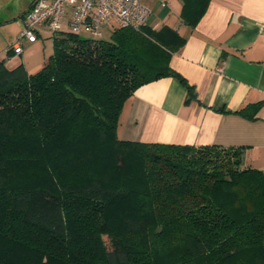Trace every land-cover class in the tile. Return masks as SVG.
<instances>
[{
  "label": "trees",
  "instance_id": "16d2710c",
  "mask_svg": "<svg viewBox=\"0 0 264 264\" xmlns=\"http://www.w3.org/2000/svg\"><path fill=\"white\" fill-rule=\"evenodd\" d=\"M184 40L65 30L36 73L0 59V264H264V171L241 148L118 135L140 86L175 76L196 96L170 66Z\"/></svg>",
  "mask_w": 264,
  "mask_h": 264
},
{
  "label": "crops",
  "instance_id": "0c3cea01",
  "mask_svg": "<svg viewBox=\"0 0 264 264\" xmlns=\"http://www.w3.org/2000/svg\"><path fill=\"white\" fill-rule=\"evenodd\" d=\"M33 2L0 0V59L10 68L24 64L29 73L47 62L46 54L29 56L40 40L47 46V28L35 42L24 41L21 54L12 44ZM144 2L152 10L149 27L168 26L185 39L170 66L196 96L187 100V86L175 76L140 86L123 108L119 137L241 148L243 166L264 171V0H208L205 7L197 0Z\"/></svg>",
  "mask_w": 264,
  "mask_h": 264
},
{
  "label": "built area",
  "instance_id": "2783aa9c",
  "mask_svg": "<svg viewBox=\"0 0 264 264\" xmlns=\"http://www.w3.org/2000/svg\"><path fill=\"white\" fill-rule=\"evenodd\" d=\"M151 14L144 0H34L23 15L12 49L21 54L24 41L35 42L42 27L49 30L52 38L68 27L76 34L85 32L99 39L112 21L116 27L140 30L148 24ZM261 28L264 33V24Z\"/></svg>",
  "mask_w": 264,
  "mask_h": 264
},
{
  "label": "rangeland",
  "instance_id": "374dc122",
  "mask_svg": "<svg viewBox=\"0 0 264 264\" xmlns=\"http://www.w3.org/2000/svg\"><path fill=\"white\" fill-rule=\"evenodd\" d=\"M115 27H116V23L114 21H112L110 23V25L105 29L104 34L100 39H106V40L110 39L111 34L113 33ZM65 30L68 32H71V30L68 27H66ZM81 36L82 37H92L89 33H85V32L82 33ZM45 40L47 42V46L43 43V40H40L41 47L33 48L30 51L29 56H31L33 58V60H35V59L37 60V58L38 59L42 58L46 54L47 55V61H49L50 56L54 52L53 38L51 37V33L49 32V30H47V37L45 38ZM42 65H44V64H42ZM34 71H37V70H34ZM34 73H36V72H34Z\"/></svg>",
  "mask_w": 264,
  "mask_h": 264
}]
</instances>
